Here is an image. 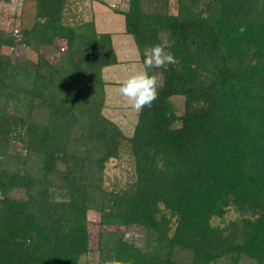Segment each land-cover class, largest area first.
<instances>
[{"label": "trees", "instance_id": "1", "mask_svg": "<svg viewBox=\"0 0 264 264\" xmlns=\"http://www.w3.org/2000/svg\"><path fill=\"white\" fill-rule=\"evenodd\" d=\"M34 1L29 25L0 28V264H80L90 211L98 264H264V0H127L141 60L155 44L177 60L153 70L158 98L130 136L103 113L112 34L74 0ZM19 45L35 59L2 52ZM123 146L132 178L107 187Z\"/></svg>", "mask_w": 264, "mask_h": 264}, {"label": "rangeland", "instance_id": "2", "mask_svg": "<svg viewBox=\"0 0 264 264\" xmlns=\"http://www.w3.org/2000/svg\"><path fill=\"white\" fill-rule=\"evenodd\" d=\"M76 18L81 17L82 20H91L94 18L95 28L97 31H109L112 36V46L116 54L117 63L108 66L102 71V80L104 83V103L103 113L112 119L122 130L125 136L133 133V128L137 120L138 113L131 109L125 98L118 94V86L120 81L126 78L132 71L139 70L142 66V60L134 45L132 37L124 31V16L116 13L119 10L128 9L127 0H74ZM169 10L176 12V1H169ZM35 10L34 0H10L0 1V28L8 31L16 28L13 27L30 24ZM75 18V19H76ZM72 20V18L70 19ZM17 26V27H18ZM62 49V48H61ZM60 49V50H61ZM62 51V50H61ZM5 54L23 55L30 59H35L36 54L32 48L19 45L14 50L10 48H2ZM47 59L53 65H57L59 60V52L54 48L48 52ZM175 106L181 111L183 109L182 97H173ZM133 160L127 152V147L123 146L120 155L112 158L106 163L105 168V185L111 187L113 184H123L127 179L132 178ZM236 212L230 210L223 221L217 220L221 225L235 219ZM98 216L94 211L89 212V247L90 252L80 259V264H98L96 260V241L98 232L101 229L98 225ZM112 228V227H111ZM107 229V228H106ZM110 229V227H109ZM126 235L137 241L143 239V234L139 231L131 229ZM240 264H253L248 259H241Z\"/></svg>", "mask_w": 264, "mask_h": 264}, {"label": "clouds", "instance_id": "3", "mask_svg": "<svg viewBox=\"0 0 264 264\" xmlns=\"http://www.w3.org/2000/svg\"><path fill=\"white\" fill-rule=\"evenodd\" d=\"M245 28L240 27L243 33ZM167 45L155 44L145 50L142 66L139 70L132 71L120 81L118 94L125 98L128 106L135 112H141L145 107L151 109L153 102L158 98V89L161 87L162 72L154 69L166 70L168 65L176 64L174 55L166 50ZM30 243L31 241H25ZM103 264H134L131 258H109Z\"/></svg>", "mask_w": 264, "mask_h": 264}]
</instances>
